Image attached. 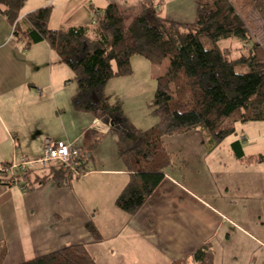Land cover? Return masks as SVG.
<instances>
[{
    "label": "crops",
    "instance_id": "0c3cea01",
    "mask_svg": "<svg viewBox=\"0 0 264 264\" xmlns=\"http://www.w3.org/2000/svg\"><path fill=\"white\" fill-rule=\"evenodd\" d=\"M196 2L164 0L161 14L190 23ZM109 3L118 6L123 21L127 19L125 25L140 10L139 0H24L19 16L22 21L26 13L50 6L51 28L86 25L89 8ZM69 70L46 41L25 48L24 40L14 35L13 25L0 14V165L21 157H40L44 138L65 140L92 153L86 173L63 185L47 180L24 191L0 181V248H5V258H31L83 243L94 258L101 257L97 250L103 251L104 258H115V264H136L139 258L151 259L147 264H168L205 241L212 242L216 258L219 247L232 238L233 229L255 244H264L261 204H255L264 199V161L245 164L231 147L238 140L243 154L264 155L263 121L237 123L236 134L210 151L202 143L201 130L187 132L199 133L195 143L199 157L203 150L204 159L194 165L196 174L187 173V166L167 168L157 189L128 217L115 205L128 180L116 152L115 136L109 132V124L75 110V92L69 94ZM128 76L115 77L116 83ZM113 79L107 82L105 93ZM182 151L190 156L187 149ZM186 161L188 165L189 157ZM248 211L247 223L254 232L242 225ZM72 219L83 231L78 236L71 232L68 238H56V233L71 228ZM88 220L98 229L99 241H93L86 230ZM60 222L64 223L58 225ZM27 249L31 257H25Z\"/></svg>",
    "mask_w": 264,
    "mask_h": 264
},
{
    "label": "trees",
    "instance_id": "16d2710c",
    "mask_svg": "<svg viewBox=\"0 0 264 264\" xmlns=\"http://www.w3.org/2000/svg\"><path fill=\"white\" fill-rule=\"evenodd\" d=\"M23 1L0 0V14L13 25L14 35L24 40L25 48L46 41L71 69L77 86L72 96L75 110L89 112L109 124L116 152L128 172L115 205L128 217L141 208L164 179L167 168L174 165L172 154L162 142L164 136L199 129L210 151L225 137L236 134L237 123L264 122V42L249 44L247 32L249 10L256 8L264 21V0H197L195 17L190 23L165 18L161 14L164 0H139L140 10L127 25L118 6L109 3L103 8H89L92 20L88 24L61 28L49 26L50 6L26 13L21 21ZM226 37L238 38L248 47L247 52L230 58L229 48L216 45ZM204 41L213 46L205 47ZM135 55L156 64L168 60L166 71L156 77V89L148 104L157 121L145 130H139L125 117L120 104L109 103L105 95L109 80L132 73L131 58ZM237 64L246 70L237 71ZM231 147L235 157L245 164L264 161L262 154H243L238 140ZM86 151L90 157L85 173L92 157L91 151ZM0 166L8 168L10 161ZM7 175L0 173V181L18 187L22 183L24 191L47 180L63 185L80 177L58 162H51L42 171L31 168L15 174V183H9ZM85 228L93 241L101 239L91 220L85 222ZM5 256V248H0V264ZM214 261L213 244L205 241L169 264ZM13 264L97 261L83 243H72Z\"/></svg>",
    "mask_w": 264,
    "mask_h": 264
},
{
    "label": "rangeland",
    "instance_id": "374dc122",
    "mask_svg": "<svg viewBox=\"0 0 264 264\" xmlns=\"http://www.w3.org/2000/svg\"><path fill=\"white\" fill-rule=\"evenodd\" d=\"M91 20L92 17H90V21ZM126 20L127 19L125 18V23ZM247 21L249 23L247 29V32L250 36L249 44H251L252 42H264V21L261 19L260 15L256 11V8L249 10V13L247 14ZM216 45L219 48H229L231 50L230 58H236L240 54L246 53L248 48L245 44L241 43V41L236 37L221 38L216 42ZM204 46L208 48L212 47L213 44L204 41ZM131 59L132 68L134 70L133 73L126 77L125 80L122 79L124 81H121L119 83H116L119 80L112 78L114 81H110L105 95L107 100L110 101L109 103H116V101H119L118 103L120 104V107L125 117L129 119V121H131L139 130H145L157 121V117L151 113V107L148 104L151 102V99L156 89V77L164 72L165 65H167L168 60L164 59L161 63L156 64L151 63L149 60L145 59L140 55H135ZM235 69L241 72L246 70V68L241 64H237V66H235ZM76 90L77 86L76 83L73 81V72L69 70V94L71 92H76ZM198 134L199 133H187L184 135L181 134L176 136H164L162 138V142L165 145V150L172 154V159L174 162L172 168H184L185 166H187L185 168V171L187 173L193 172L194 174H196L193 171L195 163L197 164L199 159H204L202 155L203 150L200 152L199 157L197 154L199 148L195 146V143L197 145L198 142ZM232 136L233 135H229L225 137L222 142L230 140ZM202 140V143L204 145H207V139H203L202 137ZM182 149H187L189 151L188 153L190 156L186 155L184 151H182ZM188 157L189 162L187 165L186 160L188 159ZM199 162H201V160ZM52 163L57 162L54 161ZM74 180H76V177L72 178V181ZM75 189L78 190L79 188ZM97 197L101 199L100 196ZM95 200L97 201V199ZM255 204H261V218L262 220H264V199L259 198L257 201L255 200ZM247 213L248 214L244 216L246 224L242 225H246L245 227L247 229L254 232V229H252L249 223H247L250 212L248 211ZM251 218H253V216ZM251 220L252 219H250V221ZM254 220H256V217H254ZM64 221L66 222V220ZM62 223L64 222H60L57 224L60 225ZM76 223L78 222H76L75 220L73 221L72 219V225H70L71 228H69V230L60 231L64 232V234H61L60 232L56 233V238H59V240L63 236H66V238H68L71 232H73L75 236H78L79 232H82L84 227L82 228V226H79L81 228V231H79V227ZM231 237L232 238L228 242H226V244H224L222 249L219 247L218 256H216L214 264H262V262L264 261V244L262 242H260L259 244H255L253 241L246 238V236L239 233L236 229L232 230ZM29 251L30 250L27 249V251L25 252V257H31L28 255H33L32 253L28 254ZM97 252L98 255L101 256L100 258H95L97 264H115V258H104L105 256L103 251L97 250ZM25 259L28 258H5L3 264H13ZM149 261L152 260L139 258L136 264H147Z\"/></svg>",
    "mask_w": 264,
    "mask_h": 264
},
{
    "label": "built area",
    "instance_id": "2783aa9c",
    "mask_svg": "<svg viewBox=\"0 0 264 264\" xmlns=\"http://www.w3.org/2000/svg\"><path fill=\"white\" fill-rule=\"evenodd\" d=\"M43 154L34 159L21 157L18 161L11 160L10 166L4 168L0 166V173L4 176L5 172L8 173V182L15 183L14 175L18 173H26L31 168L45 170V168L53 161L58 162L63 169L72 172L73 175L82 176L85 174L86 162L90 155L88 151L74 147L70 142L65 140H54L51 138H44ZM20 188L24 184H19Z\"/></svg>",
    "mask_w": 264,
    "mask_h": 264
}]
</instances>
